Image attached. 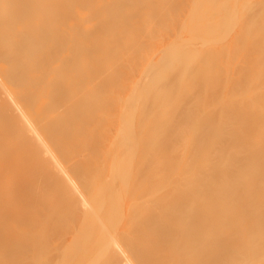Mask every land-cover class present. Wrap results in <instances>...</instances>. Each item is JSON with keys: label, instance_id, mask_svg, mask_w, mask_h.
I'll return each mask as SVG.
<instances>
[{"label": "bare ground", "instance_id": "6f19581e", "mask_svg": "<svg viewBox=\"0 0 264 264\" xmlns=\"http://www.w3.org/2000/svg\"><path fill=\"white\" fill-rule=\"evenodd\" d=\"M104 1L0 0V264H264V0Z\"/></svg>", "mask_w": 264, "mask_h": 264}, {"label": "rangeland", "instance_id": "374dc122", "mask_svg": "<svg viewBox=\"0 0 264 264\" xmlns=\"http://www.w3.org/2000/svg\"><path fill=\"white\" fill-rule=\"evenodd\" d=\"M146 1V3L148 4L147 5V9H153V8H157V6L156 5H151L150 3H151V1L152 0H145ZM105 3H106V0L104 1ZM150 2V3H149ZM135 4V0H127V2H126V7H127V9H132L133 7H134V4ZM167 4H169V3H165L164 5L165 6H167ZM79 5V6H78ZM150 6V7H149ZM131 7V8H130ZM152 7V8H151ZM80 9V11L81 12H85V11H87L88 9H89V7H88V5H81L80 6V4L79 3H77V4H69L68 5V9H70V10H72V9ZM14 9V6H13V4H9L6 8H5V10H7V11H11V10H13ZM182 11V12H181ZM187 12H188V9L186 10V9H184V10H179L178 12H177V14H172L171 16H167V17H169L168 18V20H165L164 22H163V26L160 28L161 29V31H162V34H168L169 35V33L172 31V29L176 26V23H177V19L179 18V19H183V17H185L186 15H187ZM175 15V16H174ZM105 16V14L104 13H101V18H103ZM181 16V17H180ZM172 19V20H171ZM148 23L146 22V21H144V22H142L140 25H139V27L138 28H136L135 30H136V32H135V34H138L139 36H144V35H147V34H149L150 33V30L152 29V28H150V24L149 25H147ZM168 24V25H167ZM173 25V26H172ZM112 31H111V30ZM109 29V31L107 32V31H105V32H102V34H101V36L102 37H104L105 39H108V40H116L117 38H118V35L121 33V29L120 28H117V27H112V28H110ZM81 32H82V37L83 38H81V39H79L78 40V44H79V46H84L85 44H86V40L84 39L85 37H86V35H89V34H91V32H92V28L90 27V26H83L82 27V30H81ZM85 32V33H84ZM120 32V33H119ZM113 34V35H112ZM115 36V37H114ZM81 40V41H80ZM85 42V43H84ZM81 43V44H80ZM82 43H84V45L82 44ZM29 58V56L27 57V59ZM124 58H122V56L120 57V60L122 61ZM134 60V59H133ZM119 61V58H116V62L117 63H119L118 62ZM113 66H114V63H112V65H111V62H107V63H104L103 64V67H105V69L106 68H113ZM221 70V69H220ZM225 72V71H224ZM224 72H223V70H222V75H224ZM221 72H219V74H220ZM129 77H125L122 81H124V82H119V81H117V82H115L114 84L115 85H112V86H110L111 88H110V90H111V95H112V97H117L118 95L117 94H121V93H126L128 90H130V87H131V85H133L134 84V82H132L131 80H130V78L128 79ZM123 83V84H122ZM131 84V85H130ZM121 85V86H120ZM122 87V88H121ZM116 88V89H115ZM115 90V91H114ZM118 90V91H117ZM122 90V91H121ZM129 92V91H128ZM67 93V94H66ZM116 95V96H115ZM68 97H70L69 95H68V91L66 90V91H64V93L62 94V97H61V100L60 101H66L67 99H68ZM19 100L20 99H17L16 100V102H15V104L17 105V104H19ZM77 114H78V112H77ZM189 136H191V135H189ZM30 137H34V135H30ZM244 141V140H243ZM253 142L254 141H256V139H254V140H252ZM256 145V144H255ZM256 147H258L257 145L255 146V148ZM236 148H237V146H236ZM235 147H234V149H236ZM232 151H231V153H233L234 151H233V148L231 149ZM236 150H238V148L236 149ZM42 155V156H41ZM39 157H37V159H38V161H42V160H45V159H48V157H47V154L45 153V152H42V153H40L39 155H38ZM44 156V157H43ZM204 160V161H203ZM201 161H203L201 164L203 165V163H204V165H208L209 163H208V161H205V158L204 159H202ZM188 165H186L185 167H187ZM25 171V172H24ZM256 171V172H255ZM260 171V172H259ZM261 171H264V169L261 167V168H257V169H254V171H253V169L252 170H249V171H247V173H244V176L243 175H240V176H238V178H248V177H252V178H254V176L255 175H258V174H261ZM257 172H258V174H257ZM30 174V169H25V170H23L21 173H19L20 174V177H22V178H25L26 176H29V174ZM250 174V175H249ZM254 176H253V175ZM243 176V177H242ZM261 176V175H260ZM244 178L242 179L243 181H245L244 180ZM251 178V179H252ZM250 179V178H249ZM248 179V180H249ZM167 181V179L166 178H163V179H159V180H157L154 184H153V188H158V187H161L165 182ZM161 182V183H160ZM5 207L6 208H8V206L5 204ZM20 225H22V224H20ZM228 231H229V229L228 230H225L224 231V233H228ZM26 234H28V233H26ZM1 243V242H0ZM19 244H14V246L12 245V246H4V243H1V247H0V251H2V255H4V253H3V251L5 252V254L6 255H8V256H11L12 255V251H14V249L16 248V246H18ZM7 247V248H6ZM12 247H14V248H12ZM2 249V250H1ZM13 249V250H12ZM7 250V251H6ZM16 250V249H15ZM10 251V252H9ZM5 255V256H6ZM8 256H6V257H8ZM209 256V255H208ZM211 258V257H210ZM209 258V259H210ZM16 264H28L27 263V260L24 258V259H22V260H19V261H17V262H15Z\"/></svg>", "mask_w": 264, "mask_h": 264}]
</instances>
